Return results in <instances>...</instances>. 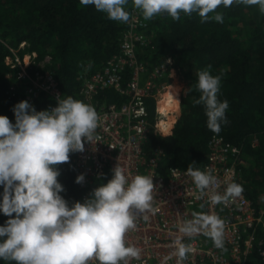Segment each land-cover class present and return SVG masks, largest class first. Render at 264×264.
Listing matches in <instances>:
<instances>
[{
	"label": "trees",
	"instance_id": "obj_1",
	"mask_svg": "<svg viewBox=\"0 0 264 264\" xmlns=\"http://www.w3.org/2000/svg\"><path fill=\"white\" fill-rule=\"evenodd\" d=\"M217 11L223 14V23L214 19L202 23L195 13L181 14L178 21L166 14L149 21L151 41L139 50L138 60L148 69L169 64L171 80L176 79L177 86L185 84L187 90L184 94L178 91L179 113L173 116L171 127L161 135L150 133L144 150L147 153L156 148L162 150L157 169L161 175L173 167L186 170L192 162L201 170L210 137L222 136L242 150L244 161L253 163V169L244 172L246 181L242 188L245 196L257 203L258 196L264 198V14L259 6L242 3L229 8L221 6ZM123 30L120 22L109 20L92 5H81L80 0H0V115L15 123L12 108L25 101L26 90L31 87L27 80L17 81L15 70L5 65L10 50H18L25 43L24 49L17 52L20 58L35 53L36 62H42L49 56L45 70L52 74L63 98L76 99L78 74L84 70L97 71L115 56ZM208 66L212 75L221 76L218 99L229 103L225 113L227 123L221 124L218 134L207 128L204 105L194 103L201 95L196 87V74ZM28 71L32 75L34 66ZM7 75L10 78H5ZM11 85L15 87L13 95L9 92ZM117 101L113 92H107L108 103ZM147 104L149 121L153 124L154 104L151 100ZM51 105L52 101L43 94L33 101L36 111H44ZM253 139L257 142L254 147ZM72 157L71 154L69 163L58 166V182L64 188L61 195L69 206L79 202L81 194L75 183ZM104 183L107 176L94 189ZM7 219L0 214V226ZM0 264L15 262L0 259Z\"/></svg>",
	"mask_w": 264,
	"mask_h": 264
},
{
	"label": "clouds",
	"instance_id": "obj_2",
	"mask_svg": "<svg viewBox=\"0 0 264 264\" xmlns=\"http://www.w3.org/2000/svg\"><path fill=\"white\" fill-rule=\"evenodd\" d=\"M127 3L80 0L81 5H92L109 20L121 23L130 19ZM234 3L259 6L264 14V0H132L144 20L166 14L178 21L181 14L195 13L202 23L209 19L223 23V14L217 9ZM210 68L196 74L201 95L194 103L204 105L207 128L218 134L221 124L227 123L229 103L218 99L221 76L212 75ZM12 112L15 123L0 115V214L9 217L0 226V259L15 264H88L92 259L98 264H129L131 259H139L140 249L128 245L126 235L136 228L138 213L152 210L156 191L153 177H129L118 163L112 178L97 186L83 203L69 206L61 195L64 188L58 182V166L69 163L72 153L83 152L85 143L99 139L96 129L100 117L95 108L69 96L58 98L57 106L50 110L36 111L21 101ZM195 165L188 164L186 175L203 195L217 185V179ZM171 171L177 173L179 169ZM84 180L81 174L75 183L83 184ZM242 192V186L233 182L223 195L215 193L211 199L221 203L240 197ZM193 215L196 219L184 221L181 232L191 235L203 230L217 248L223 249L225 222L214 214ZM174 243L178 264H183L190 246L179 239Z\"/></svg>",
	"mask_w": 264,
	"mask_h": 264
},
{
	"label": "built area",
	"instance_id": "obj_3",
	"mask_svg": "<svg viewBox=\"0 0 264 264\" xmlns=\"http://www.w3.org/2000/svg\"><path fill=\"white\" fill-rule=\"evenodd\" d=\"M125 10L130 13V19L127 23L120 22L124 30L119 39V52L97 71L84 70L77 77L76 99L92 105L100 117L96 129L99 139L85 143L83 152L72 153L75 176L83 174L85 177L84 183L78 184L79 202L91 198L95 184L104 176L107 181L111 179L112 169L119 163L129 177H153L156 187L152 210L138 213L136 228L126 235L127 244L140 249V258L131 259L129 264H178L174 243L178 239L190 246L183 264H264V202H252L244 192L240 197H230L221 203L211 199L215 193L223 195L229 183L242 186L244 159L239 147L222 136L210 137L201 171L215 176L217 185L205 190L203 195L186 175V170L173 167L165 175L158 172L161 149L149 153L144 150L150 133L161 134L156 127L162 117L158 104L172 86L173 75L169 64L148 69L138 60L139 50L151 41L150 20L143 19L132 0H128ZM24 47L22 43L18 50ZM18 50H10L4 62L10 70H15L17 81L27 80L31 84L25 101L33 106L34 99L43 94L52 101L46 110L56 107L57 99L63 97L52 74L45 70L44 61L36 62L35 53H26L20 58ZM47 60L49 62L50 58ZM32 66L35 71L31 75L28 69ZM14 90L13 85L9 86L11 95ZM109 91L117 96V102H107ZM150 100L155 111L153 124L148 117ZM171 169H179V172L173 173ZM194 213L214 214L225 222L223 249L217 248L203 230L191 235L181 232L184 221L196 219ZM88 264L98 262L92 259Z\"/></svg>",
	"mask_w": 264,
	"mask_h": 264
},
{
	"label": "rangeland",
	"instance_id": "obj_4",
	"mask_svg": "<svg viewBox=\"0 0 264 264\" xmlns=\"http://www.w3.org/2000/svg\"><path fill=\"white\" fill-rule=\"evenodd\" d=\"M257 15V14H256ZM257 18V17H256ZM246 29H248V28H246ZM48 58H50L49 56H45V58H44V64L45 65H47L49 62H48ZM23 60H25V59H23ZM50 61V60H49ZM140 80H142V78L140 79ZM176 79H174L173 81H170L171 83V85H173V86H170V94H175L176 96H177V94H176V91H175V88H174V86H176V88H177V92L179 91L180 92V90H181V94H184L185 92H186V90H187V87H186V85L185 84H182V83H178V86H177V84H175L176 83ZM179 92H178V96H179ZM176 96H174V97H176ZM172 100V99H171ZM179 100V99H178ZM175 101V100H174ZM172 103H169L168 105H167V108H166V110L167 111H169V112H167V113H170L173 109H172ZM178 113H179V105H178V108H177V100H176V113L174 114L175 115V117L178 115ZM162 116V115H161ZM169 118H171V115L169 116ZM176 121V120H175ZM159 135H161V134H159ZM256 140H252L251 141V145L254 147V146H256ZM253 167H254V165H253V163L251 162V160H248V159H246L245 161H244V163H243V170H242V175H241V181H242V183H244L246 180H245V173H247L248 171H250L251 169H253ZM245 172V173H244ZM257 202L259 203V204H262L263 202H264V198H263V196H258L257 197Z\"/></svg>",
	"mask_w": 264,
	"mask_h": 264
},
{
	"label": "bare ground",
	"instance_id": "obj_5",
	"mask_svg": "<svg viewBox=\"0 0 264 264\" xmlns=\"http://www.w3.org/2000/svg\"><path fill=\"white\" fill-rule=\"evenodd\" d=\"M170 90H171L170 87H168L166 93L163 95L161 102L158 104V111L160 115H162V117L157 120L156 127L160 133L166 131L169 127H171L172 118L174 114L176 113L177 96L173 93L170 94ZM169 103H172L173 110L170 113H167L169 111H167L166 108ZM170 115H171V118H169Z\"/></svg>",
	"mask_w": 264,
	"mask_h": 264
}]
</instances>
